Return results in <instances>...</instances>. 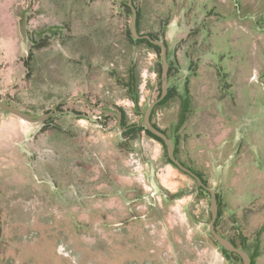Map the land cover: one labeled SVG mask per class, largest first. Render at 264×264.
<instances>
[{"label":"rangeland","instance_id":"obj_1","mask_svg":"<svg viewBox=\"0 0 264 264\" xmlns=\"http://www.w3.org/2000/svg\"><path fill=\"white\" fill-rule=\"evenodd\" d=\"M130 1L167 47L151 121L264 264V0ZM131 17L129 0H0V100L55 112L0 109V264H241L209 233V192L140 129L162 50Z\"/></svg>","mask_w":264,"mask_h":264},{"label":"water","instance_id":"obj_2","mask_svg":"<svg viewBox=\"0 0 264 264\" xmlns=\"http://www.w3.org/2000/svg\"><path fill=\"white\" fill-rule=\"evenodd\" d=\"M129 6L132 9V17H131V22H130V31L133 34L134 37H142L147 39L150 43L154 44V45H158L161 50H162V56H161V73H160V89H161V94L159 96V98L150 103L147 108L145 109V111H143V119L141 122V125L144 126L150 133H152L154 136L158 137L159 139H161V141H163V143L165 144V147L168 151V157L169 159L174 162L177 167L179 169H181L183 172L188 173L190 175H192L198 182L199 185L203 186L204 189H206L210 196H211V202H210V207H211V218L209 221V233L212 236V238L224 249L228 252V254L233 255V256H238L241 260V264H251L252 259L250 254L240 248L239 246L235 245L229 238L225 237L224 235H222L221 233H219L215 227V222L216 219L218 217V196H217V191L211 189L210 187L206 186L204 183H202L201 179L194 173L192 172L190 169H188L187 167L183 166L175 157L174 155V150H175V146L173 141L167 136V134H165L163 131H161L157 126H155L152 121H151V113L152 110L155 106V104L157 102H159L160 100H162L165 95L167 94L168 91V72H169V62L167 59V48L164 44L163 41H158V40H154L152 39L149 35H144V36H139L137 35L136 32V18H137V13L136 10L134 8V6L131 4V1L129 0ZM0 108L10 114H13L25 121L28 122H42L45 119H47V117H49V115L53 114V113H47L41 116H33L30 115L28 113H25L23 111H20L12 106L6 105L4 103H2L0 101ZM118 127L120 130H124L123 128H121L120 125V120L118 119Z\"/></svg>","mask_w":264,"mask_h":264},{"label":"flooded vegetation","instance_id":"obj_3","mask_svg":"<svg viewBox=\"0 0 264 264\" xmlns=\"http://www.w3.org/2000/svg\"><path fill=\"white\" fill-rule=\"evenodd\" d=\"M131 8V7H130ZM132 10V9H131ZM136 24H137V18H136ZM57 26H59L57 29H59L60 31H63V25L62 24H58ZM30 33L31 34H34L33 32H32V30H26V37H27V40H28V42H30L31 41V36L32 35H30ZM139 36H144V35H139ZM139 38H142V37H139ZM164 44H165V42H164ZM156 46H158V45H156ZM165 46H166V44H165ZM159 47V46H158ZM160 48V47H159ZM167 48V47H166ZM161 49V48H160ZM29 55H30V52H28L27 53V56H26V58H29ZM168 93H169V91H167V94L165 95V97L166 96H168ZM160 94H161V89H160ZM160 94H159V96H160ZM164 97V98H165ZM163 98V99H164ZM163 99L162 100H160L159 102H161V101H163ZM1 101V100H0ZM158 103V102H157ZM5 104V103H4ZM7 105V104H6ZM1 109V108H0ZM2 110V109H1ZM3 112H6V111H4V110H2ZM106 115H108V116H113V117H115V119H116V121H117V124H118V119L120 120V125H121V128H123L124 130H121V132H125V131H127L128 129H129V127H126V126H122V123H124L123 122V117H122V115H119V114H117L116 112H113V111H103ZM6 113H8V112H6ZM25 113H27V112H25ZM48 113H55V112H48ZM29 114V113H28ZM45 114H47V113H45ZM53 114H51V115H49V117L50 116H52ZM31 115V114H30ZM33 116H35V115H33ZM41 116V115H40ZM38 117V116H37ZM49 117H47V119L49 118ZM151 118V117H150ZM47 119H45V120H47ZM44 120V121H45ZM44 121H42V122H44ZM38 122H40V121H38ZM31 123H33V122H31ZM153 123V122H152ZM154 124V123H153ZM118 126V125H117ZM155 126H157V125H155ZM158 127V126H157ZM159 128V127H158ZM160 129V128H159ZM161 131H163L162 129H160ZM164 132V131H163ZM166 134V133H165ZM175 141V140H174ZM174 146H176V144L174 143ZM175 150H176V147H175ZM175 150H174V155H175ZM170 160V159H169ZM178 160V159H177ZM183 166H185L184 165V162H182V161H180V160H178ZM170 163H173L175 166H177L174 162H172L171 160H170ZM185 167H187L188 169H190L192 172H194L200 179H201V181H202V183H204L206 186H207V184H206V182L202 179V177L198 174V173H196V171H194V169H192V167L191 166H185ZM185 173V172H184ZM188 174V173H187ZM190 177H192L193 179H195L192 175H190V174H188ZM195 181L197 182V184H198V188L199 189H201V190H204V191H207L206 189H204V187L203 186H201V185H199V182L195 179ZM208 192V191H207ZM218 196V195H217Z\"/></svg>","mask_w":264,"mask_h":264},{"label":"trees","instance_id":"obj_4","mask_svg":"<svg viewBox=\"0 0 264 264\" xmlns=\"http://www.w3.org/2000/svg\"><path fill=\"white\" fill-rule=\"evenodd\" d=\"M151 38H153L152 36H150ZM153 39H155V38H153ZM146 43H148L151 47H156L157 49H160L158 46H156V45H154V44H152V43H150L147 39H145L144 40ZM170 70V69H169ZM168 74H169V72H168ZM167 97L168 96H166L164 99H163V101L164 100H166L167 99ZM134 101H135V103L138 101V96H136V97H134ZM155 125V124H154ZM122 126L124 127V123H122ZM140 129L141 130H145L146 131V133L149 135V136H151V137H153V138H156V139H158L160 142H162L163 143V141H161V139H159L158 137H156V136H154L152 133H150L144 126H142V127H140ZM165 133V132H164ZM163 145L165 146V144L163 143ZM170 161V160H169ZM218 217H219V215H218ZM218 217H217V219H218ZM217 219H216V222H217ZM215 227H216V223H215ZM231 240V239H230ZM235 245H237L233 240H231ZM245 249V248H244ZM246 250V249H245ZM223 252H224V254L226 255V257L227 256H233V255H230V254H228V252L226 251V250H224L223 249ZM236 256V255H235ZM254 254H251V259H252V262H251V264H254L253 263V260H254ZM236 257H238V256H236ZM239 258V257H238ZM240 259V258H239Z\"/></svg>","mask_w":264,"mask_h":264}]
</instances>
